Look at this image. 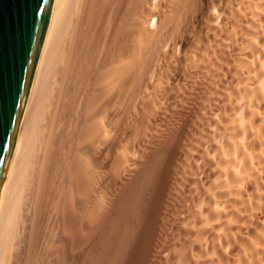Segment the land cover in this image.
Here are the masks:
<instances>
[{"label":"bare ground","instance_id":"bare-ground-1","mask_svg":"<svg viewBox=\"0 0 264 264\" xmlns=\"http://www.w3.org/2000/svg\"><path fill=\"white\" fill-rule=\"evenodd\" d=\"M191 97L159 258L264 264V0H55L0 181V264H81L95 143L109 154L123 134L113 159L132 167L142 132Z\"/></svg>","mask_w":264,"mask_h":264},{"label":"rangeland","instance_id":"rangeland-1","mask_svg":"<svg viewBox=\"0 0 264 264\" xmlns=\"http://www.w3.org/2000/svg\"><path fill=\"white\" fill-rule=\"evenodd\" d=\"M100 70L102 69L100 68ZM187 100L186 102L182 103L181 108L176 110L177 112L174 111V114H171L170 117H167L168 119L165 118L164 123L161 124L160 127L152 131L154 136L151 134V132H149L151 134L150 136H148V131L142 132V144L140 143V147L138 146L137 148L140 150V152L143 151V154H147H141L140 156L138 155L140 154L138 151L136 155H133L134 161L136 162L133 163L135 165H132V167L130 164L122 165V167H120L121 165H118L117 167V161L121 159L123 156L122 154L125 153L122 160L128 158L130 155L129 153V155L126 154L125 144L122 146V144L125 143V139L123 140L124 136H122L123 134L120 136V139L121 137L123 138L119 141L117 140L116 146L118 147H115L117 149L114 148L113 150L114 152H118H115L116 155L113 153V151L108 154V151L105 150L99 142L95 143V156L100 158L101 162L103 163L102 165L105 164L104 167L106 170L104 167H99V169L95 167V193L92 195V198L94 199H92V202L95 203V210L99 209L100 211H97L98 215L95 218V224H93V222L92 224L90 223L91 230L89 231V237L92 238V242L95 244V247L92 245L90 248L92 250H87L85 248L81 249V252L83 253V256H81V260L83 259L81 264H123L124 261L126 264H162V261L165 260L159 258V255H161L160 249H162V246L165 247L167 245L166 243L170 240H167V238H170L168 235L171 236L170 230L174 227L171 226L172 222H175L177 220L176 218H178L176 212L172 214V217L175 221L172 220L170 215L173 213V209H175L179 198L181 199V195L179 194L180 186L176 187L178 186V175L176 174L178 173L177 168L179 167V162L174 158L178 154V151H181L179 142L182 140L184 141L185 138L183 139L184 136L182 135L188 133L186 130V124L187 121H189L188 117H192V109L194 107L193 98L191 97V99L188 98ZM190 100H193V102H190ZM95 117V126H100V130L103 129L104 120H101L100 116ZM99 121H101V124ZM125 121L128 122L126 119ZM124 124L125 123L121 124V130L123 131L125 128H127L125 129L127 132L130 128V121L127 123V125L125 124L124 126ZM122 125L125 128H122ZM103 130H101V136L103 135L104 137L102 132H104L105 135L109 134L107 133L109 129ZM147 133L148 135H146ZM143 135H145V137ZM186 136L187 135H185V137ZM119 144H121V146H119ZM97 147L100 151H105L104 154L99 150L97 151ZM119 147H121L122 150ZM170 150H172L173 153L176 152L177 154L175 153V155H172V157L174 156V160L171 159V161L169 160V162H167V158L165 157L170 154ZM166 152L169 153L166 155ZM117 155L122 156L119 158ZM116 156L118 159H113V157ZM115 159H117V161H114ZM167 163L170 164V166ZM127 165L128 167L130 166L132 168H129L131 170L129 173ZM123 167L126 169V172L124 169L122 170ZM162 172L164 174L166 173L165 176L168 175L169 177L166 176V179H161ZM113 179H116L117 181L119 180L117 182L118 184L115 186L108 182ZM106 183H108V185ZM174 183L176 184L174 185ZM175 191L180 196L175 194ZM174 203H176L175 207ZM170 205H172L171 208L169 207ZM145 209L149 211L151 210L150 214H152V216L147 214V217ZM150 216L152 218H150ZM166 217L168 219H166ZM166 221L170 222V225H168ZM84 222H87L86 219H84ZM176 254V256H178V253Z\"/></svg>","mask_w":264,"mask_h":264},{"label":"water","instance_id":"water-1","mask_svg":"<svg viewBox=\"0 0 264 264\" xmlns=\"http://www.w3.org/2000/svg\"><path fill=\"white\" fill-rule=\"evenodd\" d=\"M55 0H0V181Z\"/></svg>","mask_w":264,"mask_h":264}]
</instances>
